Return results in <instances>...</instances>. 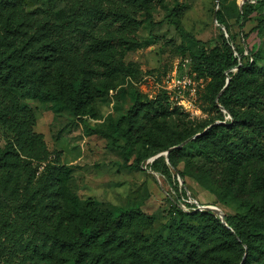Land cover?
<instances>
[{
	"label": "trees",
	"instance_id": "16d2710c",
	"mask_svg": "<svg viewBox=\"0 0 264 264\" xmlns=\"http://www.w3.org/2000/svg\"><path fill=\"white\" fill-rule=\"evenodd\" d=\"M27 2L0 0V125L12 133L0 149V210L10 207H2V199L17 202L20 188L29 192L13 209V222L0 221V231L9 229L21 263L264 264V45L250 43V33L243 34L247 48L239 45L220 7L216 14L225 31L221 47L211 51L183 26L180 11L168 9L166 18L183 38L180 48L193 70L209 79L205 110L216 116L198 128L180 126L171 119L182 112L171 109L166 96L154 100L134 92L126 114L109 115L95 129L124 140L116 145L129 168H142L175 147L150 166L175 171L173 176L169 170V183L177 195L168 233L150 240L143 228L151 217L140 207L107 209L93 199L82 201L68 188L65 168L48 164L39 173L21 156H49L42 135L33 131L36 112L28 98L63 105L83 121L98 118L96 101L116 86L119 74L109 63L140 46L134 36L139 15H151L153 0H45L36 10H28ZM263 8L264 0H246L237 15L240 28ZM252 31L263 33V17ZM180 179L188 189L192 179L213 193L212 205L233 203L238 210L226 213V222L212 210H183L179 203L190 194ZM25 214L45 215L34 224Z\"/></svg>",
	"mask_w": 264,
	"mask_h": 264
},
{
	"label": "rangeland",
	"instance_id": "374dc122",
	"mask_svg": "<svg viewBox=\"0 0 264 264\" xmlns=\"http://www.w3.org/2000/svg\"><path fill=\"white\" fill-rule=\"evenodd\" d=\"M245 1L225 0L222 8L221 0H153L151 15L144 12L139 15L142 24L134 36L140 46L117 55L115 62L109 63L111 67H117L119 74L115 80L116 86L96 101L99 114L97 119L83 121L63 105L51 100H26L36 112L33 131L42 135L49 156L44 161L21 156L23 161L30 160V166L38 168L39 173L46 171L48 164L65 168L68 188L82 201L93 199L107 209L140 207L151 217V222L143 228V234L150 240L166 235L169 224L176 216L177 195L169 183V170L173 176L175 171L167 169L164 164H160L158 169H152L150 166L157 155L149 158L142 168L126 167L117 146L123 144L124 140H115L95 129L103 127L109 115L119 118L126 114L133 104L134 92L142 93L146 99L155 100L166 96L171 109L178 107L182 112L171 119V122L180 126L198 128L203 120L213 119L216 116L215 110H205L208 104L203 97L209 79L193 70L189 53L180 48L183 38L166 15L171 8L180 11L183 26L214 51L221 47V33L225 31L214 17L221 7L228 18L229 30L239 45L247 48L244 33H250V43L260 42L264 45V31L258 36L257 32L252 31L258 19L264 18V8L262 12L254 14V19L243 30L237 23L238 12ZM44 6L45 0H28L26 8L36 10ZM108 36H114V33H108ZM99 67L105 70L103 61L99 62ZM229 118L228 114L226 119ZM11 136L12 133L0 125V149L5 147ZM193 154L197 162H202L198 154L195 157ZM181 182L186 188L182 179ZM187 182L191 188L187 187L190 197L179 203L183 210L191 212L202 209L201 205L216 200L213 193L203 189L194 180L188 179ZM21 184H27V179L22 180ZM17 193L20 196L17 202L2 199V207L5 202L10 207L0 210V221L11 224L17 215L13 209L19 203L24 204L25 196L29 195L24 188H20ZM188 202L194 206L188 205ZM219 207L224 214L238 210L233 203H220ZM29 211L33 212L34 207ZM25 215L27 218L32 217L31 221L38 224L41 220L38 216L45 214ZM8 231H0V264H22L20 246L7 236L10 233Z\"/></svg>",
	"mask_w": 264,
	"mask_h": 264
},
{
	"label": "water",
	"instance_id": "95a60500",
	"mask_svg": "<svg viewBox=\"0 0 264 264\" xmlns=\"http://www.w3.org/2000/svg\"><path fill=\"white\" fill-rule=\"evenodd\" d=\"M215 20L218 21V18H217V14L215 13ZM223 110L226 111L225 108H223ZM198 135V134H197ZM185 144V142H183L182 144L179 145V147L183 146ZM175 147H171L170 149H168L167 151L165 152H162V153H159L156 157L162 155L163 153H165L167 156L169 155V152L174 149ZM180 182H181V179H180ZM182 184V182H181ZM201 208L202 209H208V210H212L214 211L217 215H219V217L222 219V221L226 222L225 220V214L224 212L222 211V209L217 206V205H212V204H208V205H201Z\"/></svg>",
	"mask_w": 264,
	"mask_h": 264
}]
</instances>
